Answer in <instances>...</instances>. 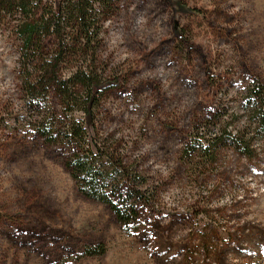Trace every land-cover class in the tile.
<instances>
[{"label": "rangeland", "instance_id": "374dc122", "mask_svg": "<svg viewBox=\"0 0 264 264\" xmlns=\"http://www.w3.org/2000/svg\"><path fill=\"white\" fill-rule=\"evenodd\" d=\"M38 2L37 16L58 0ZM110 5L95 6L94 65L81 57L59 65L60 80L87 64L115 82L99 95L92 125L55 87L42 98L27 94L40 60L70 37L48 35L40 54L26 58L19 15L0 14V264H264V136L248 132L256 152L249 160L228 151L201 171L181 157L197 122L218 113L230 130L245 128L242 88L252 77L264 87V0ZM48 122L61 134L79 123L108 173L121 162L117 184L148 200L136 232L81 196L65 166L70 145L41 134ZM96 245L101 255L85 254Z\"/></svg>", "mask_w": 264, "mask_h": 264}, {"label": "trees", "instance_id": "16d2710c", "mask_svg": "<svg viewBox=\"0 0 264 264\" xmlns=\"http://www.w3.org/2000/svg\"><path fill=\"white\" fill-rule=\"evenodd\" d=\"M33 1L36 4L38 2L0 0V14L19 15L16 28L23 42L25 57L30 52L33 56L40 54L42 41L48 35H54L59 42L70 37V43L59 44L53 58L40 60V66L36 69L39 75L26 84L27 94L32 99L42 98L48 88L55 87L62 96L65 107L68 110L74 106L81 107L92 125V111L98 106L99 95L102 91L113 88L115 82L98 79L92 70L89 71L90 66L87 64L72 72L67 79L60 80L59 65L76 57H81L84 62L90 59L94 65L99 30L96 26L99 12L95 6L107 11L111 8L110 0H58L54 10L51 7L44 8L39 16L33 12L36 7L33 6ZM242 93V108L247 114L245 128L242 131L230 130L231 125L223 121V114L218 113L203 122V125L197 122L188 133L182 150L181 157L185 165L192 170L200 166L201 171H204L217 164L228 151L237 152L248 160L256 155L253 137L248 132L252 129L256 136H264V87L258 78L252 77L242 88ZM54 127V123L48 122L43 126L41 134L50 143L55 142L54 137L63 135L70 145L72 152L65 166L77 191L84 199L106 206L124 232L130 235L136 232L139 205L148 200L140 190H122V186L117 184V176L113 175L121 168V162L117 165L109 162L113 165L114 173H108L105 160L92 154L87 135L79 123L64 125L63 134ZM106 157L113 160L110 155ZM125 178L131 180L132 176L122 177L121 180ZM102 253L101 245L85 248V254L90 257Z\"/></svg>", "mask_w": 264, "mask_h": 264}]
</instances>
